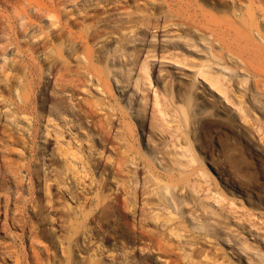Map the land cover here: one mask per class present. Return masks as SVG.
<instances>
[{
  "label": "bare ground",
  "instance_id": "obj_1",
  "mask_svg": "<svg viewBox=\"0 0 264 264\" xmlns=\"http://www.w3.org/2000/svg\"><path fill=\"white\" fill-rule=\"evenodd\" d=\"M17 1L2 4L17 8ZM33 8L36 16L38 12H43L50 19L51 27L58 24L66 33L61 31L54 37L51 34V47L46 53L42 51L44 57L40 60L31 51V62L15 66L0 88L2 107L5 108L3 111L0 109L4 120L0 122V135L22 132L32 133L35 138L34 145L30 146L34 159L28 160L27 165L21 164L30 182L26 193L20 178L16 181L18 165L2 162L5 156L0 148V171L4 177L9 174L16 184L7 186L1 174L0 192L6 193L3 194L6 196L5 203L9 202L12 206L8 209L16 214L17 210H25L26 202L32 203L34 215L43 216V219L46 206L53 211V216L54 211L58 214L55 216L60 222H57V228L74 233L82 230L84 237L80 243L83 245L85 238L89 242L94 237L96 239L98 233L104 232L102 217L108 214L106 210H97V207L105 202L103 207L113 211L108 186L112 180L118 182L115 173L106 175L105 169L98 165V158L109 149L106 136L110 137L112 133L118 139L119 146L123 147L125 156L122 163L128 165L130 170L132 165L135 170L132 173L134 179L127 177L121 182L128 214L137 213L140 218L144 215V220L152 221L150 232L143 229L149 233L145 239L141 234L144 227L142 219H139V223L136 220L135 224L140 228L141 235L128 229L117 234L115 229L111 232L115 243L134 251L144 245L142 240L145 244L149 243L151 236L157 237L158 244L164 246L175 239L183 247L180 250L184 249L190 255L191 247L196 246L195 249L199 250L197 246L202 240L197 241L195 238L198 237L204 240L202 244L208 243L206 239H211L235 250L237 255L245 253L248 264L261 261L257 258L260 252L258 248H245L244 235L242 238L237 231H232L229 224L213 219V216L222 214L210 209V205L197 195L200 184L198 187L191 184L193 174L201 172L203 177H209V174L206 168L192 169L198 159L191 146L189 128L195 125L202 128L209 117L226 119L229 116L220 115V112L226 111L225 108L235 116L232 109L225 106L209 87L222 94L244 116L248 115V106L241 100L239 87L245 86L248 75H264V0H231L229 6L222 0H171L170 9L164 12L171 23L161 24L159 19L140 22L130 18L113 28L105 25L101 29L84 21L79 29H74L73 25L60 20L51 3L37 4ZM28 15L24 14L23 27L32 24V17ZM170 29L178 33L169 36ZM149 30L154 31L150 34ZM142 50H146L147 56L140 61L139 52ZM152 52L160 53L162 58L172 56L175 64L168 72L154 79L149 65V53ZM184 66L195 71L183 73ZM174 69L177 71L174 72ZM199 77L209 87L201 85V81L197 82ZM151 80L154 86L160 87L164 102L161 109H152L153 115L146 128L148 98L141 93L149 88ZM155 93L154 104L158 105V95ZM198 93L204 94L200 96ZM206 95L214 98L212 100L216 106L213 105L212 112L205 105ZM244 116H241L240 122H243ZM167 117L170 119L168 122ZM168 127L172 129L169 132L171 140L167 137L169 144L159 137ZM178 132L180 135H177ZM39 133H42L40 143ZM36 156L42 161L33 172L31 163H34ZM137 169H144L143 180L140 174H136ZM33 178L43 181V187L36 185ZM194 193H197L196 196ZM56 204H61L62 208L57 210ZM95 212H99L98 217L101 218L96 219ZM46 217L48 221L53 218L51 213ZM16 222L18 228L25 230V224ZM49 227L53 230L54 226L51 223ZM184 233H188V236H184ZM98 253L101 256L102 252ZM194 255L196 258L202 253L196 256L194 252ZM89 256L93 263L96 262L94 254ZM261 256L259 258L262 259ZM201 258L205 260L208 257ZM132 259L125 261L128 263ZM47 260L51 264L50 254ZM135 261L145 264L138 259Z\"/></svg>",
  "mask_w": 264,
  "mask_h": 264
},
{
  "label": "rangeland",
  "instance_id": "obj_2",
  "mask_svg": "<svg viewBox=\"0 0 264 264\" xmlns=\"http://www.w3.org/2000/svg\"><path fill=\"white\" fill-rule=\"evenodd\" d=\"M222 1L227 3L228 6L231 2V0ZM2 2L8 4V2H16V0H0V88L5 83L7 74L9 77V73L12 72L15 66L19 67L20 64H24L27 61H29V63L31 62V51L41 60L44 57L42 51L46 53L51 47V43L49 42L50 35L52 34L54 37L63 31L58 24L51 27L50 19L46 18V15L43 12H38V16L35 15L36 11L33 6L37 4L42 6L44 3H51L59 15L60 20L73 25L74 29H79L82 21L92 23L94 24V28L99 29L103 28L105 25L109 28H113L117 24H120V22L129 20L130 18L133 20L137 19L140 22H143V20L155 19H159L161 24L172 22L168 14H164L166 10L170 9L171 0H18L17 3L19 7L17 8L14 6L9 8L8 6H4ZM24 14H29L28 16L32 17L33 21L30 26L23 27L21 25L22 20H25ZM115 21H117V23L114 24ZM262 27L264 29V25H262ZM153 31L154 30H149L148 33L151 34ZM169 31V36L178 33L173 32L171 29ZM63 33L65 34L66 31H63ZM145 56H147L146 50L139 52L140 61H142ZM149 56H151V62L149 65L151 67L150 73L151 76H153V79L157 75L165 74L169 69L175 66L172 56L162 58L161 54H157L156 52L149 53ZM183 69V73H187V71H195L193 68L187 66H184ZM174 70V72L177 71V69ZM251 76H247L248 80L247 82H244L245 86L241 85L242 88L239 87L241 100L243 102L245 101V106H248V115H245L246 117L244 116V113L242 114L236 107L229 104L222 94L209 87L205 80L201 79V77L198 78L197 82L200 83L201 81L200 84H204L203 86L205 87L207 85L209 90L221 99L225 106L232 109L235 116L231 115L232 112L229 114V109L225 108L226 111L223 110L220 112V115L223 117L229 116L226 119L209 117L205 119V126L202 128H200L199 125L189 128L191 146L198 159L196 161L197 163L195 162L193 164L194 166L192 165V169L200 167L205 170L206 168V172L208 171L207 173L209 174V177H203V175L201 176V172L197 171L199 173L191 176V184H195L196 187H198L199 184L201 186L198 187L199 189L197 188L198 194L194 193V196H196V194L199 195L200 198L204 199L205 202L210 205V209H216V211L222 214L221 216L212 215L213 219L218 222L224 221L223 223L229 224L232 231H237L242 238L244 235L242 240H245L244 242L247 243V245L243 244L245 248H248V246L249 248H258L257 250H260L258 253L259 255L262 254L261 257L263 258L261 259L259 258V255H257V258L261 260L257 262V264H264V75ZM184 77L185 76H183V78ZM151 81L152 84L149 88L141 93L148 98L146 106V121L145 123L143 122L146 125V128L149 127L151 116L153 115L152 109H161L164 102L161 96L160 87H156L157 85L154 86L153 80ZM155 91L158 95V105L154 104ZM203 94L204 93H198L200 96ZM206 96L207 97L204 98L206 102L205 105H207V108L211 111L212 108L216 106L214 105V100H212L214 98H211L209 95ZM2 105V98L0 97V109L2 108L3 111L5 108H3ZM85 108L88 110L87 107ZM241 116H244L243 122L245 123L240 122V119H242ZM169 120L170 119L167 117L166 122ZM2 121L4 120L0 115V122ZM171 131L172 129L168 127L166 131L159 136L162 139L161 141L169 144L171 140V134L169 132ZM41 134L42 133H39L38 143H40V141L42 142ZM178 134L180 135V132H178L177 135ZM106 137L109 149L101 158H98V165L101 169H105L104 171L106 175L111 172L115 173L118 182L115 183V181L112 180L111 183H109L110 186H108V189H111L110 193L112 197H110L113 201L111 202L113 211L108 207H103L105 202H102L101 205L99 204V207H97V210L103 209L108 213L107 216L102 217L104 222V232L98 233L96 239L94 237V241H91L92 243L85 238L86 242L84 245L87 246L85 247L80 243L84 237L82 230L75 232V234L74 231H67L64 229L63 231L62 229L57 228L56 224L60 222L59 220H56L55 216L58 214L56 215L55 211L53 216V211L51 212L50 209H47V207L44 206L43 214L45 217L42 219L43 214L41 215L42 217L34 215L32 203L28 204V202H26L25 210L23 212L17 210V213L14 214L12 209H8L9 207L12 208L9 202V205L7 202L5 203L6 198L4 199V196L6 193L3 192V194H5L3 195L1 191L0 264H49L47 260L48 254L51 255V264H90V262L91 264H114L115 262H119V264H124V262L125 264H132V262L133 264H139L138 261H135L136 259L145 262V264H202L203 261V264H248L245 262L246 254L244 252L245 255H237L236 251L230 249L228 246L225 247L223 244L213 242L211 239L208 240L206 238V241H208V243H204L206 245L201 243L204 241L203 239H197L198 237L195 238L197 241L202 240L199 245L201 246L202 244L201 248H205V251L201 250V252L200 246H197V248L199 247L197 252L195 249L196 246H194L189 250L190 253H193L190 255H187L184 249V252L181 251L183 247H181L179 245L180 243L175 239L174 241H171L170 245L164 246L158 244L157 237L151 236L150 244L147 243L149 245L145 244V241L142 240L144 245L142 244L141 248L134 249V251H131L129 248H123L119 243H115L112 239V237L114 238L113 233H111L115 231V229L118 232L117 234H121L128 230L134 234H144L142 238L145 239L149 234L146 233L147 231L145 230L147 229L149 231L150 229L151 231L152 221L149 219L144 220L143 218L146 217L144 215H141L142 217L140 218L137 216V213L133 215L128 214L125 195L121 191V182L122 180H126L127 177L134 179L135 176L132 175V173L135 170L132 165H130L132 167V170H130L128 165L126 166V164L122 163V157L125 155L122 153L123 147L119 146L118 139L113 137L112 133L110 137ZM167 137H170V140ZM0 141V148L2 149L0 150L5 156L2 162L12 163L14 166L18 165L17 171L19 172L16 181L20 178L21 185L23 183L22 188L26 193V190H28L27 188L30 187V182L28 181L25 170L21 167V164L23 163L24 165H27L28 160L34 159V154L33 151H30V146L34 145L35 138L32 133L9 132L0 135ZM41 161V158L36 156L34 163H31L33 172L38 168L36 166L40 165ZM143 172L144 169H137L136 173L137 175L140 174L142 180L144 178L142 175L144 174ZM1 174L3 175V172L1 173L0 171V176H2ZM7 175L9 174H6L5 177L4 175L2 176V179L7 181H5V183H7L6 185L11 187L15 186L16 184L13 182L12 177ZM33 181L36 185L39 184L40 188L43 187V181L37 180L36 178H33ZM117 187L118 189H116ZM137 187H139V183ZM37 192L40 191L37 190ZM56 206H58L57 210L62 208L61 204H56ZM18 211H20V214ZM21 213L23 214L22 218H20V215H22ZM50 213L53 218L48 221L46 216H49ZM15 215L17 216L15 217ZM13 216L15 220H11ZM95 216L96 219L101 218L98 217L99 212H95ZM16 218L18 219L16 220ZM139 219H142V221L144 220V227H142L141 230L142 233L140 228H137L135 225L137 222L139 223ZM16 221L25 224V230L18 228L20 223ZM15 222L19 225L18 227L15 225ZM210 222L212 223V221ZM51 223L54 226L53 230L49 227ZM36 224L38 225L37 227H35ZM31 225L34 227H31ZM33 228H35V230H33ZM185 234L186 233H184V236ZM30 235L33 237H29ZM110 236L111 238H109ZM190 236L191 234L189 233V237ZM67 246H70V248ZM97 246L99 250L97 249ZM154 246L159 247L160 249L155 248ZM91 249L93 250V253H91ZM97 250L98 252H102L101 256L100 253L96 252ZM194 252L196 256L197 253H202V256L199 255L200 258H208L205 260L202 258L199 259L198 256L195 258ZM253 252H256V250H253ZM93 254L96 258H94L96 261L94 263L92 262V259H90V256L88 257V255ZM157 254L159 256H157ZM182 256H185L184 258L186 259ZM131 257H133L132 261L126 263L127 259L129 260ZM257 258L255 259L257 260ZM110 259H113L114 261L112 260L110 262Z\"/></svg>",
  "mask_w": 264,
  "mask_h": 264
}]
</instances>
